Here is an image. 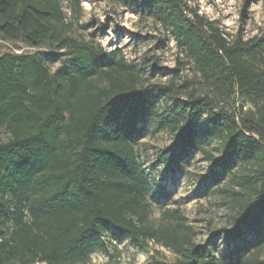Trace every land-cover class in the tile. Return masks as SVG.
Segmentation results:
<instances>
[{"label": "trees", "instance_id": "1", "mask_svg": "<svg viewBox=\"0 0 264 264\" xmlns=\"http://www.w3.org/2000/svg\"><path fill=\"white\" fill-rule=\"evenodd\" d=\"M116 1L147 7L184 53L187 61L178 59V67L192 64L222 102L237 94L253 111L236 116L216 110L213 98L192 90L186 101L160 112L157 97L174 100L173 82L144 86L137 67L116 59L115 51L66 37L58 0H0V36L21 37L31 48L46 42L69 50L54 73L38 53L0 55V128L11 137L0 142V264L85 261L104 249L101 238L112 228L140 247L152 241L178 253L170 264H221L213 256L220 236L230 258L241 260L248 232L264 241V165L255 182L243 181L251 197L230 227L199 245L177 211L166 215L167 225L145 224L149 186L134 145L152 119L173 135L160 154L167 167L198 150L214 168L228 171L229 156L216 158L198 143L193 122L206 113L218 124L224 148L264 154V38L230 42L196 12L189 17L182 0ZM69 3L80 10L81 0Z\"/></svg>", "mask_w": 264, "mask_h": 264}, {"label": "rangeland", "instance_id": "2", "mask_svg": "<svg viewBox=\"0 0 264 264\" xmlns=\"http://www.w3.org/2000/svg\"><path fill=\"white\" fill-rule=\"evenodd\" d=\"M58 1L67 25L66 37L98 46L105 53L115 51L116 59L123 58L128 65L137 67L144 86L173 82L176 86L174 100L157 97L160 112L169 111L177 101H186L192 90L198 96L213 98L216 110L223 107L236 116L253 111L251 104L237 94L222 102L192 64L178 67V59L182 62L187 59L177 48L170 29L163 27L140 2L123 5L116 0H81L80 10L74 12L69 0ZM182 3L189 17L196 12L219 28L230 42L237 38L242 42L254 37L264 38V0H182ZM4 53H38L45 60L46 68L54 73L68 57L69 50H55L46 42L40 48H31L21 37L7 40L0 36V55ZM193 125L201 148L216 158L230 157L228 171L214 168L198 150H191L188 161L180 166L167 167L160 154L171 145L173 135L152 119L143 123V131L134 148L145 168L149 186L146 194L149 213L145 224L151 227L167 225L170 221L166 215L177 211L190 228L193 241L205 245L213 233L230 227L234 215L251 197L243 181L255 182L256 170L264 165V154L261 149L224 148L218 137V124L206 113H202ZM10 138V134L0 128V142L5 143ZM246 239L243 259L264 261V241L255 239L251 231ZM101 242L103 250L95 249L85 261L67 264H170L179 258L178 253L152 241L144 247L135 245L113 228L102 236ZM230 251L221 236L216 239L213 256L221 264H251L230 258Z\"/></svg>", "mask_w": 264, "mask_h": 264}]
</instances>
